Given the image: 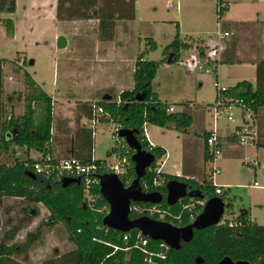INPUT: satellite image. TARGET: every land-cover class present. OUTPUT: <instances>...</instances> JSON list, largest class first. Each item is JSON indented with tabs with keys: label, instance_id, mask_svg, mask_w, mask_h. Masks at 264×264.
Masks as SVG:
<instances>
[{
	"label": "trees",
	"instance_id": "obj_1",
	"mask_svg": "<svg viewBox=\"0 0 264 264\" xmlns=\"http://www.w3.org/2000/svg\"><path fill=\"white\" fill-rule=\"evenodd\" d=\"M219 2L221 0H217V3ZM14 10V0H0L1 13H13ZM57 15L58 19H96L99 39L108 41L114 36L117 22L131 21L135 18V0H58ZM63 15L66 18H62ZM221 15L222 11L218 14V18ZM2 22L6 34L11 37L13 35L11 19L5 18ZM145 40V49L137 56L134 64L133 88L120 93L119 104H116L117 100L112 102L103 100L94 103L102 107L109 115V118L104 121L120 125L121 129L132 130L141 149L154 158L140 179V186L144 192L161 194L162 200L156 205L133 203L132 206L143 211H133L129 218L147 216L153 220L182 228L191 224L200 214L201 208L197 205L199 199L184 197L175 205L168 206L165 202L167 182L173 180L185 182L187 191L198 190L203 197L202 200L218 197L224 201V195L222 192L216 194V187L212 180L198 182L158 173L159 162L165 151L161 147L148 145L143 134V126L150 124L183 132L191 125L192 118L188 112H168L171 105L158 99L152 91L151 84L158 68L168 60L169 64L180 62L181 53L193 47L196 48L197 57L200 60L207 59L206 48L199 39L190 42L181 40L176 25L174 38L164 47L162 58L159 61H151L143 58L145 54L156 50V44L152 38ZM9 62L7 59L0 58V95L3 88L2 68ZM22 76L28 89L24 96L22 115L16 118L9 116L7 121L2 122L4 109L0 102V196L21 198L34 204H41L49 213L50 223L63 224L74 248L42 264H146L142 252L134 247L137 230L121 233L102 225L105 214L100 212V209L108 205L100 196L97 183L90 188L91 200L88 201L84 195L82 182L62 187L61 182L55 176L44 177L34 174L35 178H32L26 172H31L32 164L36 161L27 158L13 159L9 162L4 158L10 147L24 148L26 152L30 150L43 152L42 156L48 154L44 148L51 139V99L25 70L22 71ZM227 92L232 98L250 101L255 113L264 100L260 88L252 90L247 81L239 82L235 87L228 88ZM141 93L145 94L144 99L140 102L136 101L135 96ZM126 101L130 102L125 103ZM92 104L86 115L87 120L91 118ZM14 126H16V131L13 135L10 134L11 138L7 143V133ZM76 136L81 138L80 145H82H79V148H83L84 152H75L74 155L66 158H73L82 165L94 163L97 166V176L108 173L105 160L92 158V129L86 125L79 126ZM208 136L207 134L205 137V143ZM112 153L118 158L125 157L129 162V173L126 179L128 184L122 181L123 186L128 187L135 178L131 162L133 151L120 139ZM206 157L212 160L209 153H206ZM154 181L157 184H154ZM153 206L160 213H165L162 220L158 212L149 214L148 211H144ZM228 215L231 213L228 212ZM232 221L236 223V226L230 227L225 223L203 230H194L190 242L182 243L179 250L169 249L167 251V258L163 264H197V258L201 259L200 264H217L224 257L230 258L233 262L264 264V225L252 222L248 213L239 214L232 218ZM125 235H128L127 241L123 240ZM159 246L160 241L149 240L148 242L149 250L159 251ZM13 253V247L1 245L0 264H18L11 258Z\"/></svg>",
	"mask_w": 264,
	"mask_h": 264
},
{
	"label": "crops",
	"instance_id": "obj_2",
	"mask_svg": "<svg viewBox=\"0 0 264 264\" xmlns=\"http://www.w3.org/2000/svg\"><path fill=\"white\" fill-rule=\"evenodd\" d=\"M14 1L15 10L13 13H0V17H2L1 19L9 18L13 23V35L8 37L7 42H0V47L1 45L2 47L4 45L15 47L16 44H18L19 49L15 50V56H21L22 59L15 61V57L12 60L2 56H0V58L7 59L10 62L15 61V63L20 66L24 60L23 70H25L46 95L50 97L52 106L51 139L44 148L49 156L54 160H60L74 155L75 152L82 153L84 152L83 148H79L81 138L79 139L76 136V130L79 126L85 125L84 123L87 121L86 115L89 113L88 110L90 104L103 100L107 102L116 101L119 99V95L122 91L131 90L133 88L134 64L140 53L137 54L136 58L133 57V51L130 48L132 41L127 37L128 39H125L120 47L122 48L124 46L126 53L121 60L117 61V65L110 71V73L102 68V66H99V64H96L93 59L90 60L93 64H91L88 59H82L83 64L80 65V69L78 70V73L81 76L78 74V79L74 82L76 88H71V92H62L60 81H62V84L69 83L67 76L69 77L71 73L74 72L70 62H63V64H60L59 62V56L64 53L62 50H67L69 48V42L67 41V36L65 35L64 30H98V21L96 19H58V0ZM221 3L225 8L222 10V15L219 18L220 22L217 23L216 31L213 34L215 38L210 35V31L204 32L197 29L183 30L181 21L176 20L179 36L181 40L185 42L196 41L198 39L201 40L203 42V47L206 48L207 52L215 46V53L213 55H207V59H199L197 66L200 68L199 64L200 62H203L204 65H206L207 68H210V71L214 73L212 78V86L214 90L216 87L215 85L225 88H233L239 82L247 81L252 90L260 88L264 96V0H221ZM62 18H66V16L63 15ZM93 22H95V26L94 24L92 26L91 23ZM122 22L127 21H119V23ZM117 24L118 22L116 23V26ZM0 30H3V28L1 27ZM33 30H50V38L46 49L49 50V54L52 56L49 63L52 70V78L50 79V81H52L51 87L47 81L45 83L35 78L36 70L34 69V66L36 61L29 59L32 55L34 56L33 58L45 56L44 51L36 48V52L32 53L31 57L28 56L26 51L27 46L30 45L35 47L41 42V37L40 39L35 38L34 40V37L31 35ZM218 31L221 33L220 36L217 35ZM224 33H227L228 35L224 36ZM116 34L115 30L114 36H116ZM204 34L208 37L205 38L203 36ZM59 36H62L65 40V47L61 49L57 48V40ZM114 36L112 39H114ZM29 37V41H26L25 39L27 38L28 40ZM112 39L108 41L99 40L109 46V49L112 50L110 54L113 56L112 53L115 49V44ZM97 47L98 46L95 45L92 48L93 52L96 51ZM196 51L195 47L191 48L187 51L188 54H186L185 57L183 56L184 59L178 64L179 66L186 68L187 74H192L194 70L198 69L196 66L188 67V64L185 61L191 56H196ZM84 57L86 58V56ZM143 59H146L145 56ZM168 65L171 64L168 62L164 64V66ZM23 70H20L21 73ZM6 81L10 83L12 78H3V88L5 84H7ZM202 87L203 84L199 82L198 90ZM152 91L157 95L159 100L162 102L167 101L163 98L162 94L160 95V93L153 89ZM66 96L69 98H66ZM74 97H78L79 99H77L76 103L69 106L72 107L71 110L66 108L69 111V114H61L63 110V108H61L63 106L61 100L64 99L67 101ZM55 100L58 101V104H56L58 110H56V112L54 109ZM168 104L173 107V112H188L192 118V122L183 132L145 124L147 141L153 146L161 147L165 151V154L161 158L160 167L157 170L158 173L179 177L183 180L190 179L198 182L212 180L213 185L219 187L223 193L224 185H219L214 182L215 176L213 178L211 177L212 165L217 163V159L215 158L212 162L210 158L206 157V153H208L205 144L206 135H209L212 129H216L218 143L221 149V156L218 158V161L221 163L239 159L241 156L243 160L245 155H247L246 151L248 148L253 149V153L256 154L255 159H258L257 154L260 150L264 149V100L256 112L258 129V142L256 147L241 146L238 144V142L231 136L232 126H230L231 129H228L227 126L224 128H219L217 126V119L214 120L210 109V106L213 103L207 104L201 108H194V106L188 103H181V105L185 104L182 106L180 104L179 106H176L177 103L175 102H169ZM9 109L11 114L16 110V108L13 109L12 102L9 105ZM206 110L211 113L212 121L205 123ZM23 111L24 110H22L20 114L15 113L11 116L14 118L19 117L22 115ZM100 122L108 123L106 121ZM148 125L151 131L167 130L175 133L178 132L179 136L176 137L177 140L175 141L174 146H171L162 138L152 134V132L151 134L155 142L150 140L148 131H146ZM94 130L95 127L92 129V142ZM15 131L16 126L7 133L8 138L6 137L7 140L5 139L7 143L10 141L11 135H13ZM113 148L111 149V153L113 152ZM173 148H176V150H173ZM42 155L43 152L35 150L26 152L24 148H19L18 150L13 151L10 147L9 152L5 153L4 158L8 159L9 162H12L13 159L24 160L27 158L37 161L42 158ZM111 157L113 159L115 155L112 153ZM92 158H94L93 155ZM258 163L260 162L258 161ZM257 172L258 171H254L253 174H257ZM197 178H201V180H197ZM249 214L250 211L248 215ZM222 216L223 218H235L237 215L223 214ZM249 218L253 222L250 215Z\"/></svg>",
	"mask_w": 264,
	"mask_h": 264
},
{
	"label": "rangeland",
	"instance_id": "obj_3",
	"mask_svg": "<svg viewBox=\"0 0 264 264\" xmlns=\"http://www.w3.org/2000/svg\"><path fill=\"white\" fill-rule=\"evenodd\" d=\"M216 3V0H136L135 18L127 22H118L116 26L117 34L112 39L115 44L113 56L110 54L112 50L109 49V46L99 40L98 30H64L69 48L62 50L64 53L59 56V62L60 64L70 62L74 72L69 77L67 76L69 83L62 84V81H60L62 92H71V88H76L74 82L78 79V70L80 65L83 64L82 59H88L91 64L93 63L90 60L93 59L96 64H99L110 73L117 65V61L124 57L126 49H124V46L120 47L121 43L128 38L132 41L130 48L133 51L134 58L138 53L144 51L145 38H152L156 44V50L145 54V58L154 61L160 60L164 47L170 43L175 35L176 20L181 21L183 30L210 31V35L215 38L213 34L216 31L217 23L220 22L216 11ZM1 18L0 29L2 27L3 30H0V42L2 43L7 42L9 36L6 34ZM91 24L95 26V22ZM31 35L34 40L41 37V42L35 47L30 45L26 47L28 56L31 57V54L36 52V48L42 49L45 55L36 58H33L32 55L29 58L36 61L34 66L36 70L35 78L41 82L46 83L47 81L51 87L52 70L49 63L52 56H50L49 50L46 49L50 38V30H33ZM203 36L208 37L206 34ZM29 39L30 37L25 40L29 41ZM95 45L98 47L93 52L92 48ZM17 49H19L18 44L15 47L5 45L2 47L1 45L0 56L11 60L14 57V60H21V56H15V50ZM208 52L205 50V53ZM186 54H188L187 51L182 52L180 60H183ZM23 62L21 66L15 62H9L2 68V79H5V77L12 78L10 83L6 81L7 84L2 88L0 95V102L4 109L2 122L7 121L9 116H13L15 113L20 114L24 110V96L28 89L19 69L23 70ZM178 64L179 62L168 66L161 65L152 82V89L160 95L162 94L167 103H177L176 106L181 105V103H188L194 108H201L213 103L215 90L212 86L214 73L210 71L211 69L200 62V68L197 67L198 69L194 70L192 74H187L186 68ZM199 82L203 84L200 90H198ZM78 97L70 98L67 101L62 99L63 106L61 108L63 110L61 114L68 115L69 111L66 108L71 110L72 107L69 106L76 103ZM11 102L13 103V109L16 108L12 114L9 109ZM57 102L54 101L55 112L58 110L56 107ZM234 114L237 116L238 110H234ZM208 121H212L209 111L206 112L205 123ZM216 124L219 128L227 126L228 129H231L230 126H232V124L226 122L223 114L218 115ZM112 128V123L100 122L95 126L93 133L92 155L95 159L105 160L106 163L112 160L111 149L117 145V142L110 137ZM146 128L148 136L153 142L155 140L152 134H155L174 146L177 140L176 137L179 136L178 132L151 131L149 125ZM18 149V147H11L13 151ZM251 149L248 148L245 158L253 162L256 154ZM173 150H176V148H173ZM257 156L258 159L256 160L260 162L257 174H253L254 167L245 164L241 158L242 156L239 159L226 161L225 163L218 161L219 157H217L215 165L220 171L215 175L214 182L224 185V215H228V212H230L231 215L236 216L250 211L249 215L253 222L264 225V189L253 186L254 181H257L260 186H264V149L260 150ZM197 180H201V178H197ZM48 217V211L41 204H34L21 198L0 196V247L1 245L13 247L14 253L11 258L18 264H42L46 260L56 258L72 250L74 247L68 239L63 224L50 223Z\"/></svg>",
	"mask_w": 264,
	"mask_h": 264
},
{
	"label": "water",
	"instance_id": "obj_4",
	"mask_svg": "<svg viewBox=\"0 0 264 264\" xmlns=\"http://www.w3.org/2000/svg\"><path fill=\"white\" fill-rule=\"evenodd\" d=\"M65 47V40L62 36L58 37L57 48ZM197 52V51H196ZM209 56L210 54H206ZM213 55V54H211ZM188 67H197L199 58L191 56L188 59ZM169 62V60L167 61ZM144 93L135 96L136 101H142ZM128 148L133 151L131 162L135 174L134 180L128 187H124L122 182L111 173L99 175L98 185L100 196L108 205V213L102 220V225L106 228L126 233L130 230L141 232L144 237L153 241L165 243L172 250H179L182 243H188L192 240L194 230H203L207 227L217 225L224 214L223 201L218 197H213L205 201L200 214L188 226L177 228L163 221H156L147 216L129 218L130 205L132 203L158 204L162 200V195L157 192H144L140 186V179L144 176L145 170L149 168L154 158L151 154L141 149L132 130L121 129L118 133ZM32 178V172H26ZM79 184V179L65 178L61 181L62 187L69 184ZM165 202L168 206L175 205L184 197L202 199L198 190L187 191V185L184 182L173 180L165 185ZM196 263L200 264L201 259L197 258ZM217 264H248L247 262H233L230 258L224 257Z\"/></svg>",
	"mask_w": 264,
	"mask_h": 264
},
{
	"label": "built area",
	"instance_id": "obj_5",
	"mask_svg": "<svg viewBox=\"0 0 264 264\" xmlns=\"http://www.w3.org/2000/svg\"><path fill=\"white\" fill-rule=\"evenodd\" d=\"M225 6L219 2L216 5V11L219 14ZM217 35L220 36V31L217 32ZM224 36L228 35L227 33L223 34ZM210 55L215 53V46L208 52ZM189 64L188 60L186 61ZM215 98L213 104L210 106L212 117L214 120L217 119L219 114L225 116V120L232 124L231 136L240 144L241 146H254L258 142V129H257V118L256 113L254 112L251 102L246 101L242 98H232L228 94V88L215 85ZM126 101L125 103H129ZM120 100L116 101V104H119ZM234 110H238V115L235 116ZM173 107L168 109V112H173ZM109 118V115L102 109V107L97 106L95 103L91 106V118L87 120L84 124L90 128H94L100 121L106 120ZM121 130L120 125H114L111 131V138H113L117 143L121 138H119L118 133ZM143 134L147 141L145 134V125L143 126ZM122 140V139H121ZM150 147H154L150 142H148ZM206 147L208 153L212 156V162L215 158L221 156V149L218 143V136L216 129L210 131L209 136L206 138ZM245 164H249L254 167L255 171L259 170V163L256 159L253 162L248 159H243ZM108 173L114 174L121 182L128 184L126 179L129 173V162L125 157L118 158L113 157V159L105 164ZM31 172L33 174H38L44 177L55 176L60 182L65 178L79 179L80 183H83L84 195L88 201L91 200L90 188L94 184H98L97 176V166L94 163L82 165L79 161L73 158H63L60 160H53L49 154L42 156L40 160H37L32 164ZM219 173V169L212 165L211 177L213 178L216 174ZM154 184H157L154 181ZM253 186L257 188H263L260 186L257 181L253 182ZM216 194H220L221 189L216 187ZM133 204V203H132ZM130 205V214L131 212H136L139 209L136 206ZM205 200L199 199L197 205L201 208V211L204 207ZM156 205V204H155ZM143 210H139L142 212ZM149 214L158 212L160 220L165 216V213H160L159 210L153 206L150 209H146ZM100 212L105 215L108 213V207L104 206L100 209ZM137 218V217H136ZM192 218V215H191ZM228 226H236V223L232 221V218H221L218 224H225ZM123 240H128V235L123 236ZM149 238L144 237L141 232L138 231L136 235V241L134 247L137 248L143 254V260L146 264H163V261L167 258V251L170 249L165 243L160 242V250L152 251L148 249ZM117 249V248H114Z\"/></svg>",
	"mask_w": 264,
	"mask_h": 264
}]
</instances>
